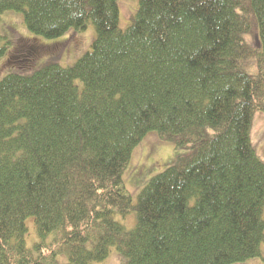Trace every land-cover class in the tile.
Here are the masks:
<instances>
[{
  "label": "trees",
  "instance_id": "trees-1",
  "mask_svg": "<svg viewBox=\"0 0 264 264\" xmlns=\"http://www.w3.org/2000/svg\"><path fill=\"white\" fill-rule=\"evenodd\" d=\"M9 12L38 46L96 38L73 67L0 80V264H264V0H138L125 30L118 0H0V24ZM8 45L0 59L63 51ZM151 134L187 156L134 194L123 173Z\"/></svg>",
  "mask_w": 264,
  "mask_h": 264
},
{
  "label": "rangeland",
  "instance_id": "rangeland-1",
  "mask_svg": "<svg viewBox=\"0 0 264 264\" xmlns=\"http://www.w3.org/2000/svg\"><path fill=\"white\" fill-rule=\"evenodd\" d=\"M118 3L120 8V27L125 30L133 22V17L138 10V0H118ZM3 17L4 19L2 18V21L4 22L0 24V35L6 37L7 41H9L10 45L7 46L8 52L13 51L16 43H20V46H25L27 51L36 53V60L47 55L44 52H40L42 49L47 48L43 46L59 44V50L62 49L63 51L57 56L45 57L37 63L36 61L31 63L25 59L26 57L24 55L16 50L8 60H6V56L0 59V80L9 74V72H12L13 69L10 68L14 66L26 68L27 71L31 69L27 74H33L49 64H59L64 68L73 67L79 59L91 50V45L96 38V30L93 26H90L84 32L76 34L70 32L56 40L39 38L41 42L38 43H42L43 45L38 46L33 40L36 36L27 29L21 13L9 12ZM256 39L254 34V36H249L246 40L253 45ZM251 72H255V70L252 71L251 69ZM253 125L252 142L258 155L264 160V113H256ZM186 153V150L176 151L172 143L161 142L155 135H149L143 141L140 148L134 152L129 167L123 173V179L128 191L136 194L134 191L137 188H141L140 184L143 180L147 181L151 176L159 174L161 171L163 172L171 160L174 161L179 157H186L187 155H184ZM26 223L30 229L28 244L31 246L36 239L33 219H28ZM133 223V219L128 221L129 226H132ZM263 248L264 245L262 251ZM106 264H120V262L118 258L114 257L113 260L111 259ZM250 264L263 263L258 260Z\"/></svg>",
  "mask_w": 264,
  "mask_h": 264
}]
</instances>
